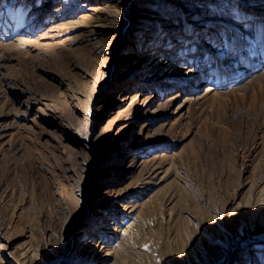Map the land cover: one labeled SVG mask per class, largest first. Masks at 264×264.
<instances>
[{
	"label": "rangeland",
	"instance_id": "374dc122",
	"mask_svg": "<svg viewBox=\"0 0 264 264\" xmlns=\"http://www.w3.org/2000/svg\"><path fill=\"white\" fill-rule=\"evenodd\" d=\"M0 264H264V0H0Z\"/></svg>",
	"mask_w": 264,
	"mask_h": 264
}]
</instances>
